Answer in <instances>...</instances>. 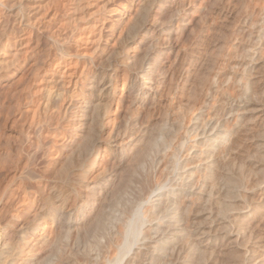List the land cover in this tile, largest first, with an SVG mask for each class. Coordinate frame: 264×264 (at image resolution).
Listing matches in <instances>:
<instances>
[{"label": "bare ground", "instance_id": "obj_1", "mask_svg": "<svg viewBox=\"0 0 264 264\" xmlns=\"http://www.w3.org/2000/svg\"><path fill=\"white\" fill-rule=\"evenodd\" d=\"M0 264H264V0H0Z\"/></svg>", "mask_w": 264, "mask_h": 264}, {"label": "rangeland", "instance_id": "obj_2", "mask_svg": "<svg viewBox=\"0 0 264 264\" xmlns=\"http://www.w3.org/2000/svg\"><path fill=\"white\" fill-rule=\"evenodd\" d=\"M73 236V235H72ZM112 252V251H111Z\"/></svg>", "mask_w": 264, "mask_h": 264}]
</instances>
